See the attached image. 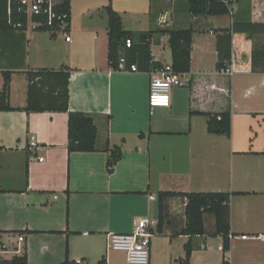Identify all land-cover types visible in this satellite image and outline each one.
Masks as SVG:
<instances>
[{
	"label": "crops",
	"instance_id": "1",
	"mask_svg": "<svg viewBox=\"0 0 264 264\" xmlns=\"http://www.w3.org/2000/svg\"><path fill=\"white\" fill-rule=\"evenodd\" d=\"M109 5L127 31L197 30L186 73L193 83L174 87L169 107L150 113L149 73L110 66ZM237 11L194 17L189 0H71L70 42L29 28L0 31V89L3 73H10L14 108L0 111V248L11 255L7 259L26 249L28 264H61L67 255L83 264H97L103 256L107 264H119L120 253L107 248L108 234L130 233L143 217L159 220L160 192H229L237 195L225 219L238 238L227 252L218 249L222 237L194 238L200 249L189 264H223L224 256L229 264H264V242L240 238L264 233V72L252 65L253 51L264 49V28L253 35L232 30L236 19L239 25H264V0H242ZM228 29L232 74L226 78L216 65L220 31ZM220 50L227 52L225 42ZM151 52L155 62L171 64L168 36L155 35ZM62 67L71 70L70 110L92 117L97 127L96 152H69L67 113L23 110L27 73ZM228 98L231 136L208 133V117L191 112L225 111ZM32 135L39 145L30 151ZM115 147L123 155L109 173ZM164 207L150 264H182L189 239L179 235L186 199H168Z\"/></svg>",
	"mask_w": 264,
	"mask_h": 264
},
{
	"label": "trees",
	"instance_id": "2",
	"mask_svg": "<svg viewBox=\"0 0 264 264\" xmlns=\"http://www.w3.org/2000/svg\"><path fill=\"white\" fill-rule=\"evenodd\" d=\"M21 0H0V31H21L25 32L29 22V17L25 12L20 11ZM239 3L242 0H235ZM10 10V14H9ZM108 19V61L110 66L118 71L121 58L126 60V69L136 65L138 72L151 73L162 65L155 62L152 57L151 44L155 35L168 36V45L172 55V66L177 73H189L191 71V53L193 48V37L196 33L194 27L188 29H160L148 32H132L124 28L122 17L109 5L104 8ZM56 11L65 15L67 26L64 31H68L71 24V0H59ZM189 13L194 17H210L228 15L229 4L222 0H189ZM238 11L233 14L237 15ZM237 17V16H236ZM33 22L42 23L35 28L38 32H48L52 38H56L60 31L59 23L53 27L47 25L45 15H32ZM238 19L233 23V31L249 33L253 35L257 28H264V25L241 24ZM21 26H18V25ZM222 36L219 38V57L216 65L219 75L229 78L230 74L222 73L223 69L229 67L231 61V31L221 30ZM264 33V32H262ZM131 39L130 48L126 47V40ZM220 42H225L227 52L222 54ZM252 65L254 71L264 72V49H255L252 53ZM257 69V70H256ZM4 85L0 89V111H11L10 98V73H3ZM71 70L67 67L55 70H36L27 73L28 89L27 103L23 110L27 113L58 112L68 114V150L70 153L82 152L91 153L97 151L98 130L92 117L70 110L69 84ZM193 80L190 79L189 87ZM231 86L229 83V92ZM229 97V95H228ZM228 107L225 111L214 113L191 112V114H201L208 117L207 131L210 134L231 136L232 108L228 98ZM105 151H109L108 149ZM122 150L115 147L107 161V170L112 173L115 166L122 159ZM237 195L229 192H192L175 193L160 192L158 196L159 224L157 229H161L164 215V203L166 200L182 197L186 199L185 225L179 235L187 236L188 242L185 244V257L182 264H189L192 252L200 249L193 243L194 238L204 237L207 234L206 216L212 215L214 221V237L223 238L225 252L230 249V226L225 219V209L228 207L231 197ZM20 233V232H19ZM31 233V232H30ZM1 234V232H0ZM21 234V233H20ZM1 246V242H0ZM82 261V260H81ZM0 264H28L27 252L24 249L22 255L14 256L12 259H4L0 256ZM61 264H78L77 261H70L68 255ZM97 264H107L106 256H103ZM223 264H229L224 256Z\"/></svg>",
	"mask_w": 264,
	"mask_h": 264
},
{
	"label": "built area",
	"instance_id": "3",
	"mask_svg": "<svg viewBox=\"0 0 264 264\" xmlns=\"http://www.w3.org/2000/svg\"><path fill=\"white\" fill-rule=\"evenodd\" d=\"M229 4V13L233 15L237 11V2L235 0H222ZM59 0H21L20 11L25 12L29 17L27 28L35 30V28L42 25V23L33 22L30 18L32 15H45L47 17V25L53 27L56 22L59 23L60 31L63 33L67 42L71 41V37L64 31L67 26L65 22V15L59 14L56 11ZM10 14V10H9ZM165 20L163 21V23ZM18 26H21L20 24ZM132 44L131 39L126 40V47L130 48ZM1 49V48H0ZM118 69L120 71L126 70V60L121 58ZM132 72H138L137 66H131ZM222 73L232 74V71L227 68L223 69ZM150 74V90H149V109L153 114L158 107H169L171 103V91L174 87H183L189 84L190 78L186 73H177L173 69L172 64H167L153 70ZM38 140L35 136L29 138V150L33 151L38 148ZM43 161V158H39ZM159 221L150 217H143L135 221L134 230L130 233H110L107 236V248L112 251L124 252L129 264H150V248L154 231L157 229ZM238 238L233 234L228 235V240ZM241 239H254L264 242V233L257 235H243ZM19 242L25 241L24 236H19ZM201 245V248H205ZM224 252L223 244L218 248ZM78 264H83L81 260H77Z\"/></svg>",
	"mask_w": 264,
	"mask_h": 264
},
{
	"label": "rangeland",
	"instance_id": "4",
	"mask_svg": "<svg viewBox=\"0 0 264 264\" xmlns=\"http://www.w3.org/2000/svg\"><path fill=\"white\" fill-rule=\"evenodd\" d=\"M105 15H106V13H105ZM60 35L63 36V33H59L58 37ZM175 88H178V87H175ZM206 227H207V234L206 235L208 236L209 240L212 241V242H218V241L215 240V237L212 235L214 233V221H213V216L212 215L206 216ZM13 246H14V244H11V246L9 247V250H12ZM116 252H118V251H116ZM119 253H120L119 254L120 256H117V258H116L117 262L119 264H129L128 261H127L126 254L124 252H119ZM0 256L2 258H4V259H7V257L11 256V255L3 253L2 252V248H0ZM161 264H164V261Z\"/></svg>",
	"mask_w": 264,
	"mask_h": 264
}]
</instances>
